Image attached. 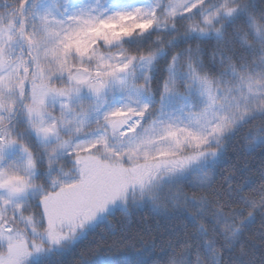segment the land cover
I'll use <instances>...</instances> for the list:
<instances>
[{
	"label": "snow or ice",
	"instance_id": "obj_1",
	"mask_svg": "<svg viewBox=\"0 0 264 264\" xmlns=\"http://www.w3.org/2000/svg\"><path fill=\"white\" fill-rule=\"evenodd\" d=\"M70 256L264 264V0H0V264Z\"/></svg>",
	"mask_w": 264,
	"mask_h": 264
},
{
	"label": "trees",
	"instance_id": "obj_2",
	"mask_svg": "<svg viewBox=\"0 0 264 264\" xmlns=\"http://www.w3.org/2000/svg\"><path fill=\"white\" fill-rule=\"evenodd\" d=\"M244 163V158L241 157L239 164L243 165ZM249 167L250 169H252L253 171H255L256 169L259 168L260 166V159L259 157L255 158V159H249L248 161ZM146 216L145 213H138L136 216L133 217V224H132V228H138V227H142L144 225V223L150 224L153 226V228L157 227L156 221L152 218H147V220L144 219V217ZM160 227L162 228L163 225L161 224ZM139 247V245H138ZM73 260H74V256H70L68 257V264H73Z\"/></svg>",
	"mask_w": 264,
	"mask_h": 264
}]
</instances>
